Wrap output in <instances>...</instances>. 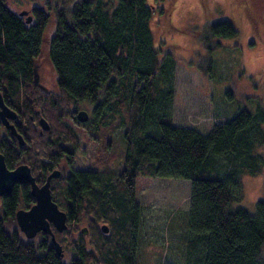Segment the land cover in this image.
Returning a JSON list of instances; mask_svg holds the SVG:
<instances>
[{"label":"trees","instance_id":"trees-1","mask_svg":"<svg viewBox=\"0 0 264 264\" xmlns=\"http://www.w3.org/2000/svg\"><path fill=\"white\" fill-rule=\"evenodd\" d=\"M51 13L47 53L56 94L33 84ZM29 14L32 20L26 23L8 0H0V93L25 124L30 144L27 151L16 150L0 136L6 167L27 165L40 185L56 166L61 169L62 161L71 165L77 138L64 121L74 119L82 103L94 107L86 124L92 132L107 125L106 112L120 111L124 151H110V139L100 133L107 149L99 151L94 168L50 181L52 200L67 215L65 230H51L68 253V263L50 236L39 233V239L28 240L19 232L16 211L34 203L29 185L16 184L0 197V264H139V207L133 200L138 176L190 181L187 255L202 251L194 264H264V199L256 202L253 214L232 208L241 198V177L258 175L264 165L259 151L264 104L246 97L245 103H254L252 110L242 105L205 134L175 126L165 110L174 97L176 60L154 44L149 27L153 6L147 0H58L53 6L45 0ZM207 21L204 34L196 32L195 39L209 53L219 38L239 35L228 18ZM37 111L49 125L41 134ZM84 219L86 231L78 224Z\"/></svg>","mask_w":264,"mask_h":264},{"label":"rangeland","instance_id":"rangeland-1","mask_svg":"<svg viewBox=\"0 0 264 264\" xmlns=\"http://www.w3.org/2000/svg\"><path fill=\"white\" fill-rule=\"evenodd\" d=\"M8 1L17 12H29L33 6L45 2ZM57 1L49 0L52 6ZM147 3L153 6L149 27L155 46L160 47L162 53L170 51L176 60L172 76L174 97L165 110L175 126L205 134L214 122L231 118L242 105L252 110L254 103H245L246 97L258 98L264 104V0H147ZM51 15L37 68L42 81H50L56 87L47 53L54 25V15ZM221 17L232 20L239 35L236 39L219 38V45L209 53L206 45L195 39V33L204 34L207 18ZM79 108L86 110L89 117L94 110L89 103L79 104ZM105 117L107 125L95 132L65 119L77 138L72 159L74 170L96 166L99 151L107 149V141L102 145L100 133L110 139V151L117 154L124 151L125 125L118 121H122L120 111L106 112ZM259 151L264 158V145ZM189 194V180L140 176L135 179L133 200L139 207L136 234L139 264H194L201 257L200 250L194 251L191 257L187 255ZM240 194V200L233 203L232 208L253 214L256 202L264 199V165L258 175L241 177ZM78 224L84 228L86 219ZM39 236L37 233L28 240L39 239ZM63 252L64 262L68 263L69 255Z\"/></svg>","mask_w":264,"mask_h":264},{"label":"water","instance_id":"water-1","mask_svg":"<svg viewBox=\"0 0 264 264\" xmlns=\"http://www.w3.org/2000/svg\"><path fill=\"white\" fill-rule=\"evenodd\" d=\"M20 15L26 14V11L19 12ZM26 23H29V18L25 19ZM37 64L33 70L34 81L37 78ZM40 133L41 130H47L49 128L47 122L39 115ZM16 113L9 109L2 98L0 93V123L10 130L20 143H23L21 136L15 131L14 126L9 122L10 119H14ZM87 114L81 110L77 113V118L80 122L86 120ZM59 176V171H52L45 179L42 185H38L35 182V178L32 176L30 168L21 164L14 169H8L6 167L4 157L0 154V197L8 195L12 192L16 184H27L30 187V195L34 198V203L28 209H18L15 213V221L19 231L24 235L26 239H32L37 233H43L50 236L52 245L54 246L57 254L63 257V250L61 245L56 241L54 233L51 230V226L55 228L57 232H62L66 229L67 215L64 211L60 210L57 204L52 200L50 192V181L52 178ZM100 229L103 232L108 231V227L102 224ZM82 231H86V227L82 228Z\"/></svg>","mask_w":264,"mask_h":264},{"label":"flooded vegetation","instance_id":"flooded-vegetation-1","mask_svg":"<svg viewBox=\"0 0 264 264\" xmlns=\"http://www.w3.org/2000/svg\"><path fill=\"white\" fill-rule=\"evenodd\" d=\"M22 16H23L25 19H26V18H29V22L32 20V17H31V15L29 14V12H26V14H23ZM36 70H37L38 75H37V78H36L35 81H34V79H33V84L35 85V87H36L38 90H40V91H42V92H44V93H49V94L52 93V94H56V92H57V88L55 87V85H53L50 81H47V82L42 81V78H43V77L40 76V73H39V71H38V68H36ZM81 110L85 111L86 114H87L86 120L83 121V122H80V121L78 120V118H77V113H78L79 111H81ZM15 113H16V112H15ZM90 118H91V116L89 117V114H88V112H87L86 110L79 108V109L75 110V113H74V119L71 118L70 121H71L73 124H76L79 128H81L82 126H83V127L85 126V128H86V124H87V122H88V120H89ZM19 120H20V119H19V117H18L17 114H16V117H15L14 119H10L9 122L14 126L15 131L21 136L23 143H20L19 140H18L14 135L11 134L10 130L7 129V128H5L1 123H0V136L3 137V138H5V139L8 141V144H10V145L12 146L13 149L19 150V149L21 148V151H27V148H28L27 144H29V143L27 142V137L23 134V131H25V129H23V125H24V127H25V124L23 123V121L20 123ZM38 120H39V117H38ZM17 126H18V128H19L20 130H18ZM38 126H39V121H38ZM48 126H49V125H48ZM48 129H49V128H48ZM48 129H47V130H48ZM19 131H20V132H19ZM21 131H22V133H21ZM42 131H46V130H41V133H42ZM41 133H40V126H39V134H41ZM30 143H31V142H30ZM107 143H108V142H107ZM109 144H110V143H109ZM29 145H30V144H29ZM72 159H73V157H72ZM61 166H62L61 169H59L57 166L53 169V171H54V170H58V171H59V176L56 177V178H59L61 174H63V175H69V173H71V171H75V170L72 168V164L69 165V166H67V165L62 161V165H61ZM51 172H52V171H51ZM51 172H49V173L46 175V177H47ZM56 178H52V179H56ZM45 179H46V178H45ZM52 179H51V180H52ZM44 181H45V180H44ZM43 183H44V182H43ZM43 183H42V184H43ZM42 184H40V185H42ZM40 185H39V186H40ZM40 233H41V232H40Z\"/></svg>","mask_w":264,"mask_h":264}]
</instances>
